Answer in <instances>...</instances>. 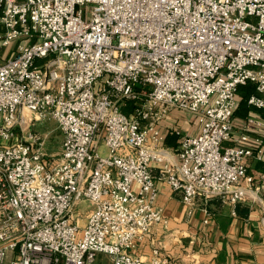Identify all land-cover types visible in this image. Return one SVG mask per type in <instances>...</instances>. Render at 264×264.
<instances>
[{"label": "built area", "instance_id": "2783aa9c", "mask_svg": "<svg viewBox=\"0 0 264 264\" xmlns=\"http://www.w3.org/2000/svg\"><path fill=\"white\" fill-rule=\"evenodd\" d=\"M247 83L264 109V0H0V264H170L132 253L167 222L155 165L188 205L263 200L264 119L235 117ZM43 112L64 136L49 157Z\"/></svg>", "mask_w": 264, "mask_h": 264}, {"label": "crops", "instance_id": "0c3cea01", "mask_svg": "<svg viewBox=\"0 0 264 264\" xmlns=\"http://www.w3.org/2000/svg\"><path fill=\"white\" fill-rule=\"evenodd\" d=\"M178 116L173 113L168 119L169 125L175 124L173 117ZM176 124L184 131H197V124L185 120L183 115ZM168 133H172L170 128L166 139ZM179 140L178 137L177 147L165 143L177 149ZM254 162L249 170L254 169ZM153 174L158 188L155 203L163 209L167 222L153 224L149 235L137 242L132 253L149 260L152 249L158 247L169 258L170 264H264V198L238 202L240 207H248L246 216L236 211V204L220 197L205 199L198 196L192 205H188L183 201L182 193L173 191L162 177L160 165L153 167ZM263 193L264 188L259 195ZM91 207L83 200L76 210L82 213ZM80 220L81 224L85 223V218Z\"/></svg>", "mask_w": 264, "mask_h": 264}, {"label": "rangeland", "instance_id": "374dc122", "mask_svg": "<svg viewBox=\"0 0 264 264\" xmlns=\"http://www.w3.org/2000/svg\"><path fill=\"white\" fill-rule=\"evenodd\" d=\"M37 62H41V60H38ZM142 105L148 104V97L142 99L141 101ZM149 105V104H148ZM177 113V112H176ZM37 117L33 123L35 130L37 132L48 135L46 138L45 145L43 147L44 152L47 154V157L51 154H55L60 151L61 144L63 141V133L58 127V120L57 118L51 113V112H43V113H37ZM184 119L191 122L196 123V117L194 115H183ZM182 118V117H181ZM142 125H145L148 123V119H142L141 120ZM33 129V130H34ZM18 140V137L15 136L12 139L1 141L4 145H14ZM257 161L254 162L256 164ZM75 212L76 207H75ZM88 209H85V211H82L80 219L85 218V215L87 213ZM82 223V220H81ZM93 264H111L110 263V256L105 253H97L95 261Z\"/></svg>", "mask_w": 264, "mask_h": 264}, {"label": "trees", "instance_id": "16d2710c", "mask_svg": "<svg viewBox=\"0 0 264 264\" xmlns=\"http://www.w3.org/2000/svg\"><path fill=\"white\" fill-rule=\"evenodd\" d=\"M257 94L255 85L253 83H247L246 85H242L238 88L237 91V97L239 100V106L235 112V117L237 119H243L245 118L249 113H255L261 118L264 119V109H258L248 104V98L251 94ZM135 108V104L130 103L127 107H124V112L126 114H130ZM177 135L172 132L168 133L166 142L168 145L177 147L178 141H177ZM264 169V163L257 162L254 165V169H251L250 171L252 173L254 172H261ZM236 211L239 212L241 215H247L248 214V207H240L239 203H236Z\"/></svg>", "mask_w": 264, "mask_h": 264}]
</instances>
